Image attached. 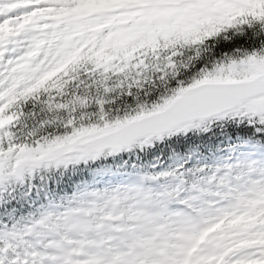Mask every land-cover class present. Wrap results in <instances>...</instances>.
I'll use <instances>...</instances> for the list:
<instances>
[{"label":"snow or ice","instance_id":"1","mask_svg":"<svg viewBox=\"0 0 264 264\" xmlns=\"http://www.w3.org/2000/svg\"><path fill=\"white\" fill-rule=\"evenodd\" d=\"M0 264H264V0H0Z\"/></svg>","mask_w":264,"mask_h":264}]
</instances>
